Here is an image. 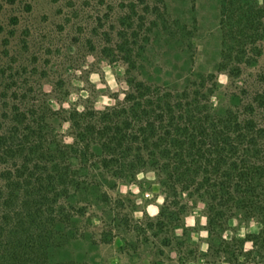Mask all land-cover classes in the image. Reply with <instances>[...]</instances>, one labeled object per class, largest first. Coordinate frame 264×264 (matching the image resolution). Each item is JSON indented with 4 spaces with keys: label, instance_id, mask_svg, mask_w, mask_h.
Here are the masks:
<instances>
[{
    "label": "trees",
    "instance_id": "1",
    "mask_svg": "<svg viewBox=\"0 0 264 264\" xmlns=\"http://www.w3.org/2000/svg\"><path fill=\"white\" fill-rule=\"evenodd\" d=\"M224 1V62L238 78L255 61L254 54L264 51L253 42L264 39V9ZM166 6L167 0L122 4L118 47L131 67L132 47L137 45L138 55L144 52L142 38L182 40L170 25ZM127 82L129 91L115 105L69 112L70 143L50 142L34 106L10 108L13 118L0 123V264H77L57 255L78 233L84 208L75 199L99 184L124 183L144 169L158 175L164 200L150 227L154 233L182 228L189 204L200 200L210 245H218V253L239 262L251 241L264 259V74L257 76L255 88L241 89L233 109L214 107L205 75L188 77L177 89L135 76ZM91 167L98 172L91 173ZM114 210L113 221L128 224ZM238 215L258 219L261 231L223 238L227 221ZM104 237L111 239L112 232Z\"/></svg>",
    "mask_w": 264,
    "mask_h": 264
},
{
    "label": "rangeland",
    "instance_id": "2",
    "mask_svg": "<svg viewBox=\"0 0 264 264\" xmlns=\"http://www.w3.org/2000/svg\"><path fill=\"white\" fill-rule=\"evenodd\" d=\"M128 1L0 0V123L11 121V107L23 111L34 106L50 142L70 143L69 112L115 105L125 98L132 76L162 89H177L186 78L205 75L214 107L233 109L241 89L255 88L257 76L264 74V51L254 54L255 61L244 66L238 78L226 67L224 0H167L170 25L182 40L169 42L165 35L159 41L153 35L148 42L142 38L144 52L138 55L137 45L132 47L135 68L131 67L118 47L123 25L117 14ZM227 1L248 10L264 9V0ZM253 42L264 49V39ZM97 172L91 167V173ZM161 197L159 177L149 169L124 183L94 186L75 199L84 208L76 223L78 233L57 255L77 264H264L251 241L245 243L251 247L245 250L244 246L239 262H231L228 253H218V245H210L205 205L200 200L189 204L182 228L154 233L150 227L163 205L158 203ZM150 205L159 209L155 216L149 214ZM114 208L128 224L113 221ZM189 219L193 224H188ZM261 228L258 219L238 215L227 221L221 236L245 238ZM106 231L112 232L109 240L104 237Z\"/></svg>",
    "mask_w": 264,
    "mask_h": 264
},
{
    "label": "clouds",
    "instance_id": "3",
    "mask_svg": "<svg viewBox=\"0 0 264 264\" xmlns=\"http://www.w3.org/2000/svg\"><path fill=\"white\" fill-rule=\"evenodd\" d=\"M93 79H95V77H93ZM163 197H161L160 198V200L158 201V203H160V204H163ZM148 211H149V214L150 215H153V216H155L157 213H158V211H159V209L158 208H156V207H154V206H149V209H148ZM202 222H204L203 220H202ZM188 224L189 225H191V224H193V220L192 219H189L188 220ZM200 235L201 236H207V232H201L200 233ZM244 235V233H243V231L241 232V236H243ZM251 247V244L249 243V244H247L246 246H245V250H247V248H250ZM207 248V245H204V249H206Z\"/></svg>",
    "mask_w": 264,
    "mask_h": 264
}]
</instances>
